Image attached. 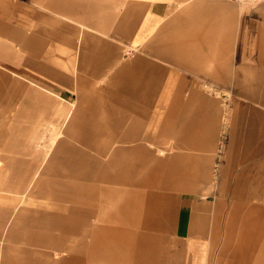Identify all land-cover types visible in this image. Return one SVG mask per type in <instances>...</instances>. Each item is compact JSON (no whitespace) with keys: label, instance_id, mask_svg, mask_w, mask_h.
I'll return each mask as SVG.
<instances>
[{"label":"crops","instance_id":"1","mask_svg":"<svg viewBox=\"0 0 264 264\" xmlns=\"http://www.w3.org/2000/svg\"><path fill=\"white\" fill-rule=\"evenodd\" d=\"M243 15L225 0H0V153L68 136L48 191L3 178L0 264L224 250L264 264V4Z\"/></svg>","mask_w":264,"mask_h":264},{"label":"rangeland","instance_id":"2","mask_svg":"<svg viewBox=\"0 0 264 264\" xmlns=\"http://www.w3.org/2000/svg\"><path fill=\"white\" fill-rule=\"evenodd\" d=\"M232 4L235 8H239L240 12L243 13V19H247V13L252 12L257 9V7L263 5H257V6H248V5H240L238 3L231 2L229 0H225ZM220 94V93H217ZM230 99H233V93L230 92L229 95ZM66 133H55V134H32V135H27V136H22L21 137V143L19 146L16 147L12 152L9 153H0V193H2L1 187L4 186L3 183V178H9L10 181L12 182H17L19 181L21 183V190H25L28 192L34 191V189H39V186L41 185L42 190L48 191L49 188H47L45 182L48 178L51 177V175H61L64 171H60V167H53L52 166H47V161L49 157H52L55 151H58V148L63 146L64 140L68 139V136ZM223 139L221 140V145H220V151H219V156H218V167H220L221 163L223 162L224 156H225V150L228 142V133L224 132L222 135ZM107 149V148H106ZM108 153V152H106ZM105 153V156L107 154ZM37 159L42 166H40L38 169L35 170L34 177H31V172L30 170L24 167H18V168H7L5 164H2V160H9L8 164L12 165V161H17L18 159ZM109 158V157H106ZM5 166V167H4ZM62 169V168H61ZM31 177V181L29 182L28 179ZM41 181V183H39ZM24 182L25 184H23ZM20 187V186H19ZM45 205L50 204V200H44ZM261 237H263V246H264V232L261 234ZM160 243V242H159ZM262 245L256 246V254H259L260 247ZM217 247H214L215 252L213 251L212 253V258H218L220 259V249ZM161 251L163 252L164 247L160 248ZM223 254V261L222 264H225L229 262V259H224V258H232V252L224 250ZM231 262V260H230Z\"/></svg>","mask_w":264,"mask_h":264},{"label":"built area","instance_id":"3","mask_svg":"<svg viewBox=\"0 0 264 264\" xmlns=\"http://www.w3.org/2000/svg\"><path fill=\"white\" fill-rule=\"evenodd\" d=\"M231 2H236L240 5H248V6H257V5H261L264 3V0H229Z\"/></svg>","mask_w":264,"mask_h":264},{"label":"bare ground","instance_id":"4","mask_svg":"<svg viewBox=\"0 0 264 264\" xmlns=\"http://www.w3.org/2000/svg\"><path fill=\"white\" fill-rule=\"evenodd\" d=\"M141 77H143V76H141ZM140 79V78H139ZM144 79V78H143ZM141 80V79H140ZM145 80V79H144ZM135 81H137V80H134V82ZM146 81H147V79H146ZM138 82L140 83V81L138 80ZM145 82V81H144ZM143 84H145V83H143ZM147 84V83H146ZM139 85V84H138Z\"/></svg>","mask_w":264,"mask_h":264}]
</instances>
